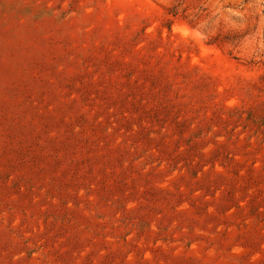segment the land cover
<instances>
[{
	"label": "rangeland",
	"instance_id": "obj_1",
	"mask_svg": "<svg viewBox=\"0 0 264 264\" xmlns=\"http://www.w3.org/2000/svg\"><path fill=\"white\" fill-rule=\"evenodd\" d=\"M0 264H264V0H0Z\"/></svg>",
	"mask_w": 264,
	"mask_h": 264
},
{
	"label": "trees",
	"instance_id": "obj_2",
	"mask_svg": "<svg viewBox=\"0 0 264 264\" xmlns=\"http://www.w3.org/2000/svg\"><path fill=\"white\" fill-rule=\"evenodd\" d=\"M109 61H108V59H104V61H103V63L107 66V67H105V69L107 68H109V69H113L114 67H113V64L112 63H109V64H107ZM115 65H116V63H114ZM110 73H113V70L111 71L110 70ZM118 92L119 93H121V90H118ZM90 93V92H89ZM124 94V93H123ZM90 95H91V93H90ZM130 95H131V93H130ZM127 97H129L128 95H127ZM107 99V98H106ZM106 99L104 100V101H106ZM139 100H140V102H141V100H142V98H141V96H139ZM103 101V102H104ZM116 105H119L120 107H124V105H123V101L120 99V98H116L115 99V101H114V106L113 107H115ZM148 104L147 103H144V104H141V105H139V109H140V111H141V113H143V114H145L146 112H147V115L149 114V112H151L152 111V109L150 108V109H145V107L147 106ZM146 110V111H145ZM148 118V117H147ZM146 118V119H147ZM146 119L145 120H142L140 123H139V126H138V128H141V127H143L142 126V122H145V123H147L146 122ZM96 125L97 126H99L100 125V122H97L96 123ZM98 148H100V147H98V145H96V149H98ZM89 166H91V165H89Z\"/></svg>",
	"mask_w": 264,
	"mask_h": 264
}]
</instances>
